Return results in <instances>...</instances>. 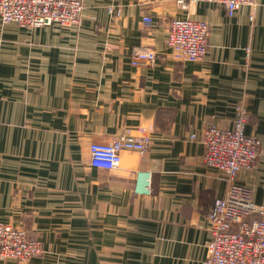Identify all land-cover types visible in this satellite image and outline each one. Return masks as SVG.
Wrapping results in <instances>:
<instances>
[{"label":"crops","instance_id":"1","mask_svg":"<svg viewBox=\"0 0 264 264\" xmlns=\"http://www.w3.org/2000/svg\"><path fill=\"white\" fill-rule=\"evenodd\" d=\"M82 1L76 27L0 19V220L45 250L0 264H203L226 181L191 135L230 128L242 105L261 146L238 181L264 204V0L233 15L211 2ZM177 16L210 24L203 58L173 57ZM144 47L159 58L135 67ZM140 126L153 140L143 157L124 151L113 171L90 165L92 142ZM138 171L151 174L148 191Z\"/></svg>","mask_w":264,"mask_h":264},{"label":"built area","instance_id":"2","mask_svg":"<svg viewBox=\"0 0 264 264\" xmlns=\"http://www.w3.org/2000/svg\"><path fill=\"white\" fill-rule=\"evenodd\" d=\"M184 4L185 0H179ZM188 2L217 3L228 15H233L244 5L254 6L256 0H188ZM82 0H0V19L3 24L14 23L25 27H42L57 24L62 27L79 25L84 11ZM109 11L119 14L120 8L109 6ZM147 27L153 25L149 15L143 16ZM210 24L207 21L180 17L171 20L167 46L175 59L195 62L206 55L209 46ZM249 52V49H248ZM132 64L145 67L155 63L159 55L152 48L133 51ZM248 114L244 105L230 128L208 125L199 139L204 147L203 161L224 173L226 191L217 198L209 214L211 242L203 264H264V204L253 198V189L238 181L240 173L252 169L260 157L261 141L245 133ZM145 127L125 129L114 134L108 142H92L90 165L113 171L122 162L124 151L135 150L143 157L152 142ZM138 184L148 191L151 174L138 171ZM138 189V187H137ZM45 252L37 239H29L24 229L0 220V260L29 262L32 257Z\"/></svg>","mask_w":264,"mask_h":264},{"label":"rangeland","instance_id":"3","mask_svg":"<svg viewBox=\"0 0 264 264\" xmlns=\"http://www.w3.org/2000/svg\"><path fill=\"white\" fill-rule=\"evenodd\" d=\"M156 52H157V51H156ZM203 148H204V147H203ZM121 158H122V157H121ZM122 161H123V158H122ZM121 164H122V162L120 163V166H121ZM120 166H119V167H120Z\"/></svg>","mask_w":264,"mask_h":264},{"label":"bare ground","instance_id":"4","mask_svg":"<svg viewBox=\"0 0 264 264\" xmlns=\"http://www.w3.org/2000/svg\"><path fill=\"white\" fill-rule=\"evenodd\" d=\"M90 148V147H89ZM5 222V221H4Z\"/></svg>","mask_w":264,"mask_h":264},{"label":"trees","instance_id":"5","mask_svg":"<svg viewBox=\"0 0 264 264\" xmlns=\"http://www.w3.org/2000/svg\"><path fill=\"white\" fill-rule=\"evenodd\" d=\"M246 133V132H245Z\"/></svg>","mask_w":264,"mask_h":264}]
</instances>
